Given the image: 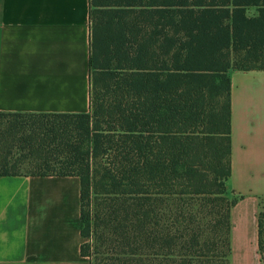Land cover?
Masks as SVG:
<instances>
[{
	"label": "trees",
	"instance_id": "1",
	"mask_svg": "<svg viewBox=\"0 0 264 264\" xmlns=\"http://www.w3.org/2000/svg\"><path fill=\"white\" fill-rule=\"evenodd\" d=\"M92 5L90 110L0 111V177L78 176L91 264H230L229 73L264 69V0Z\"/></svg>",
	"mask_w": 264,
	"mask_h": 264
},
{
	"label": "crops",
	"instance_id": "2",
	"mask_svg": "<svg viewBox=\"0 0 264 264\" xmlns=\"http://www.w3.org/2000/svg\"><path fill=\"white\" fill-rule=\"evenodd\" d=\"M92 0H0V111L90 110ZM230 264H264V69H231ZM78 176L0 177V264H91Z\"/></svg>",
	"mask_w": 264,
	"mask_h": 264
},
{
	"label": "built area",
	"instance_id": "3",
	"mask_svg": "<svg viewBox=\"0 0 264 264\" xmlns=\"http://www.w3.org/2000/svg\"><path fill=\"white\" fill-rule=\"evenodd\" d=\"M263 256H264V251L261 252V257H263Z\"/></svg>",
	"mask_w": 264,
	"mask_h": 264
},
{
	"label": "rangeland",
	"instance_id": "4",
	"mask_svg": "<svg viewBox=\"0 0 264 264\" xmlns=\"http://www.w3.org/2000/svg\"><path fill=\"white\" fill-rule=\"evenodd\" d=\"M84 241H87V238L86 239H84ZM89 258V257H88ZM90 259V258H89Z\"/></svg>",
	"mask_w": 264,
	"mask_h": 264
}]
</instances>
